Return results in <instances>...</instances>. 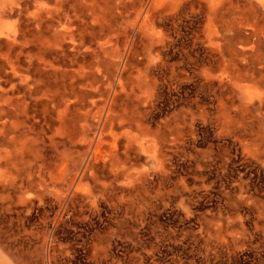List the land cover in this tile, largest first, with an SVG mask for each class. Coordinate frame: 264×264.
Here are the masks:
<instances>
[{
    "label": "rangeland",
    "instance_id": "rangeland-1",
    "mask_svg": "<svg viewBox=\"0 0 264 264\" xmlns=\"http://www.w3.org/2000/svg\"><path fill=\"white\" fill-rule=\"evenodd\" d=\"M132 1H112L118 22L130 17V25L134 24ZM175 1L180 2L176 12L165 14L163 23L157 24L167 41L160 47L161 59L151 62L149 75L157 85L153 105L145 107V123L166 132L160 143L163 169L157 170L150 152L136 155L149 174L138 189L116 182L96 204L77 193L62 210L57 193L56 199L46 193L26 202L18 200L15 187L0 191V260L12 264H264V56L258 59L264 44L262 50L257 46L260 38L264 40V19L259 12L244 15V21L238 18L243 4L258 9L260 0H234L241 9L234 10L229 23L234 30L256 35L248 44L237 42L231 51L221 43V22L212 21L210 51L204 42V7ZM65 2L69 5L72 0ZM33 5V0H0V45L20 34V29L25 33L31 29L41 37L35 29L38 18L33 17ZM57 20L56 12L52 20L56 44H44L46 56L55 58L47 68L54 71L57 66L56 84L70 81L73 66L70 34ZM41 28L43 38H52L46 25ZM141 38L138 33L139 48ZM119 45L122 49L123 42ZM206 67L212 70V80L203 72ZM131 70L137 73L132 65L126 73ZM42 146L43 158L34 165L44 164L45 179L50 163H60L59 153L70 150L77 155L83 149L61 134L56 135V144L46 139ZM73 164L69 162L70 167Z\"/></svg>",
    "mask_w": 264,
    "mask_h": 264
},
{
    "label": "bare ground",
    "instance_id": "bare-ground-1",
    "mask_svg": "<svg viewBox=\"0 0 264 264\" xmlns=\"http://www.w3.org/2000/svg\"><path fill=\"white\" fill-rule=\"evenodd\" d=\"M65 1L33 0V17L38 18L35 29L42 37L36 40H42L43 44L35 43L26 34L35 35L33 30L25 33L23 29L14 28L20 34L9 36L5 42L7 51L0 50V72L7 65L21 82L16 88L17 95L7 96L4 89L0 93V191L5 193L6 189L15 187L19 192L18 200L26 202L36 196L41 199L46 193H52L56 199L57 193L61 210L77 193L85 194L96 204V199L104 196L116 182L138 189L149 174L148 167L139 163L136 155L150 152L158 164L157 170L163 169L160 143L166 132L161 128L152 130L145 123V107L153 105L157 85L149 75V68L154 58L161 59L160 47L167 41L165 32L157 24L163 23L161 17L165 14L175 13L180 4L175 0H133L132 13L126 10L134 14L135 22L130 25V17L121 22L115 18L113 0H72L69 5ZM181 1L192 2L193 8L197 2L199 8L204 7V42L210 51L212 21L223 24L220 37L227 51L234 50L237 42L250 43L256 35L253 31L234 30L235 25L229 23L231 15L236 14L234 10L241 9L235 6L234 0ZM242 6L239 19L244 21V15L250 17L258 12L264 19V0H260L258 9L252 4ZM142 9H146V15L136 27ZM56 12L57 21H63L70 34V50L73 51L70 81L57 84L51 80L54 74L47 68L53 65L55 58H48V51L44 50V44L51 43L52 47L56 44L52 22ZM44 25L53 32L52 38H43L41 27ZM227 31L233 32L227 34ZM138 33L142 36V48L138 46ZM213 33L218 31L214 29ZM19 37L25 40L21 46L22 51L28 52L26 61L11 53L10 43L17 44L15 39ZM94 39L97 41L93 42ZM263 44L260 38L258 49L262 50ZM63 46L62 52L65 51ZM263 56L264 51L258 53V59ZM129 65L137 68L135 75L132 70L126 73ZM203 72L212 80L211 68L206 67ZM60 134L70 136L83 149L76 151L77 155L70 150L59 153L60 163H50L52 169L45 179L41 174L44 164L35 167L34 163L42 160V145L46 139L56 144V135ZM70 161L75 162L72 168ZM67 174H71L69 179ZM4 260L7 259L2 258L0 264H12Z\"/></svg>",
    "mask_w": 264,
    "mask_h": 264
},
{
    "label": "crops",
    "instance_id": "crops-1",
    "mask_svg": "<svg viewBox=\"0 0 264 264\" xmlns=\"http://www.w3.org/2000/svg\"><path fill=\"white\" fill-rule=\"evenodd\" d=\"M34 37H36V34L34 35ZM15 40L17 41V44L16 43H13V44L10 43V46H12V48H13L11 50V53L13 55H17L18 57H20L22 61H26L29 58L28 54H27L28 52H27V50L22 51V46H21V44L23 42H25L24 38L21 37L20 40L19 39H15ZM6 41H7V38L4 40V45L3 46L0 45L3 48H5V50L3 52H6L8 49V44L5 43ZM48 71H49V73L54 74L53 77L51 78V80L56 81V70H54V71L48 70ZM1 72H0V93H2L3 92L2 89H4L7 96L17 95L18 93L16 91V88L20 85L21 82L19 81V79L17 78V76L15 75L13 70L9 66L6 65L5 68L2 69Z\"/></svg>",
    "mask_w": 264,
    "mask_h": 264
}]
</instances>
